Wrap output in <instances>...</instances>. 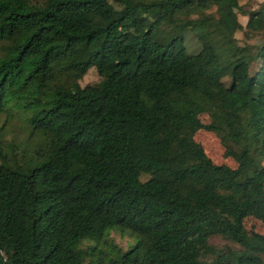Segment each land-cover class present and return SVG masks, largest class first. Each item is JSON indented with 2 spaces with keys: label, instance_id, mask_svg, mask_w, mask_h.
I'll list each match as a JSON object with an SVG mask.
<instances>
[{
  "label": "trees",
  "instance_id": "trees-1",
  "mask_svg": "<svg viewBox=\"0 0 264 264\" xmlns=\"http://www.w3.org/2000/svg\"><path fill=\"white\" fill-rule=\"evenodd\" d=\"M7 116L58 148L22 169ZM0 119V264H264V0H0Z\"/></svg>",
  "mask_w": 264,
  "mask_h": 264
},
{
  "label": "rangeland",
  "instance_id": "rangeland-1",
  "mask_svg": "<svg viewBox=\"0 0 264 264\" xmlns=\"http://www.w3.org/2000/svg\"><path fill=\"white\" fill-rule=\"evenodd\" d=\"M260 0H239V3L244 8L255 7ZM214 4L211 5L209 10L214 9ZM238 21L243 24L245 22L246 16L240 13H237ZM234 36L238 39L239 42L248 41L256 42L258 41L263 34L262 33H247L245 31L236 30ZM189 41L192 42V37L189 36ZM259 68V64L253 63L249 67L250 72H255ZM99 76L96 73L95 69L91 66L78 77L74 84L82 86L86 83H92L98 80ZM2 116V115H1ZM203 119L204 115H200ZM6 122L4 123L2 136H3V147L5 151L13 155L19 162V165L22 169L26 168L31 163L37 162L47 156V154L55 151L59 146V141L57 136L44 133L42 131H33L27 133L25 126L20 124L17 117L7 116ZM1 120V119H0ZM194 137L201 144L205 153L208 157L216 163H225L229 166H234L235 162L230 156H226L223 153V146L220 143L219 138L212 131L199 128L195 131ZM66 166L68 169L74 170L81 165V159L79 156L75 155L72 152H67L65 155ZM262 164L264 165V155L261 159ZM243 225L247 232H259L264 233V227L261 220L252 212H248L243 216L242 219ZM109 236L112 240L121 246V248L127 247L131 244L135 236L128 228H120L114 226L112 230L109 231ZM209 241L214 244H220L224 241L218 235L211 236ZM93 241H83L82 244H88ZM94 244V243H93ZM98 247V246H97ZM100 247V246H99Z\"/></svg>",
  "mask_w": 264,
  "mask_h": 264
}]
</instances>
